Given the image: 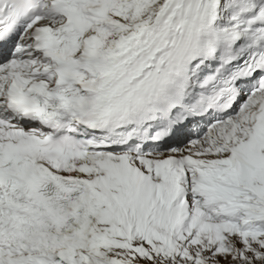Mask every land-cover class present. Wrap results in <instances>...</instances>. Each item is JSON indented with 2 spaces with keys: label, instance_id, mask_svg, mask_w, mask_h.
Returning a JSON list of instances; mask_svg holds the SVG:
<instances>
[{
  "label": "snow or ice",
  "instance_id": "snow-or-ice-1",
  "mask_svg": "<svg viewBox=\"0 0 264 264\" xmlns=\"http://www.w3.org/2000/svg\"><path fill=\"white\" fill-rule=\"evenodd\" d=\"M0 264H264V0H0Z\"/></svg>",
  "mask_w": 264,
  "mask_h": 264
}]
</instances>
